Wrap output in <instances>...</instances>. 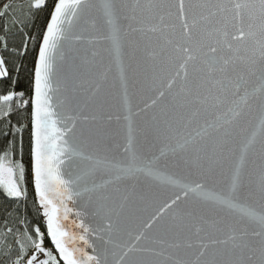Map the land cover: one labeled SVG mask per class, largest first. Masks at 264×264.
<instances>
[{
    "label": "snow or ice",
    "instance_id": "6c2138e0",
    "mask_svg": "<svg viewBox=\"0 0 264 264\" xmlns=\"http://www.w3.org/2000/svg\"><path fill=\"white\" fill-rule=\"evenodd\" d=\"M0 21V264H264V0H0Z\"/></svg>",
    "mask_w": 264,
    "mask_h": 264
},
{
    "label": "trees",
    "instance_id": "16d2710c",
    "mask_svg": "<svg viewBox=\"0 0 264 264\" xmlns=\"http://www.w3.org/2000/svg\"><path fill=\"white\" fill-rule=\"evenodd\" d=\"M47 20V14L46 13H38L34 19V22L32 25L27 29V31L33 35L36 36L38 39L40 37V33L43 31L44 26L46 24ZM3 21H0L2 23ZM21 38L17 36L16 38V44L20 43ZM29 48L31 49V42H29ZM34 51H30L29 53H26L23 56H20L17 60V63L21 65V72L19 74V81H18V90L25 91L26 96L30 94L31 85H30V72L29 70L32 68V61L34 59ZM26 122V121H25ZM28 145H29V133L27 130H25L24 133V162L27 166L29 161L28 156ZM29 193H30V200L28 204V210L30 213L29 218L30 219H38L36 216V213L32 211V205H31V187H29ZM2 201H0V205H2Z\"/></svg>",
    "mask_w": 264,
    "mask_h": 264
},
{
    "label": "rangeland",
    "instance_id": "374dc122",
    "mask_svg": "<svg viewBox=\"0 0 264 264\" xmlns=\"http://www.w3.org/2000/svg\"><path fill=\"white\" fill-rule=\"evenodd\" d=\"M17 2H24V0H17Z\"/></svg>",
    "mask_w": 264,
    "mask_h": 264
},
{
    "label": "water",
    "instance_id": "95a60500",
    "mask_svg": "<svg viewBox=\"0 0 264 264\" xmlns=\"http://www.w3.org/2000/svg\"><path fill=\"white\" fill-rule=\"evenodd\" d=\"M45 26H46V24H45ZM45 26H44V28H45ZM44 30V29H43Z\"/></svg>",
    "mask_w": 264,
    "mask_h": 264
}]
</instances>
